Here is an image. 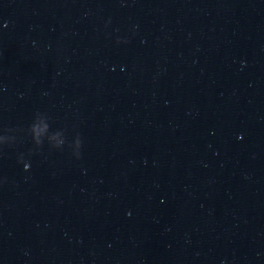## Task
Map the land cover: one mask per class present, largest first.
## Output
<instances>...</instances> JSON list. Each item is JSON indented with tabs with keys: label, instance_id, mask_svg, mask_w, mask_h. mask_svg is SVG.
<instances>
[{
	"label": "water",
	"instance_id": "water-1",
	"mask_svg": "<svg viewBox=\"0 0 264 264\" xmlns=\"http://www.w3.org/2000/svg\"><path fill=\"white\" fill-rule=\"evenodd\" d=\"M0 264H264V0H0Z\"/></svg>",
	"mask_w": 264,
	"mask_h": 264
}]
</instances>
